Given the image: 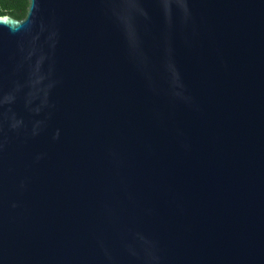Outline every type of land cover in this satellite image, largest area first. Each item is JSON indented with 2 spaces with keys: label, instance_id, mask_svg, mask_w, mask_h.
<instances>
[{
  "label": "water",
  "instance_id": "95a60500",
  "mask_svg": "<svg viewBox=\"0 0 264 264\" xmlns=\"http://www.w3.org/2000/svg\"><path fill=\"white\" fill-rule=\"evenodd\" d=\"M28 1L0 264H264V0Z\"/></svg>",
  "mask_w": 264,
  "mask_h": 264
},
{
  "label": "trees",
  "instance_id": "16d2710c",
  "mask_svg": "<svg viewBox=\"0 0 264 264\" xmlns=\"http://www.w3.org/2000/svg\"><path fill=\"white\" fill-rule=\"evenodd\" d=\"M28 0H0V15L22 18L27 11Z\"/></svg>",
  "mask_w": 264,
  "mask_h": 264
}]
</instances>
